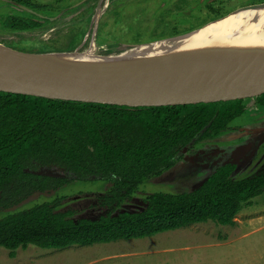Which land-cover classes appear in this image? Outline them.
Masks as SVG:
<instances>
[{"label":"trees","instance_id":"1","mask_svg":"<svg viewBox=\"0 0 264 264\" xmlns=\"http://www.w3.org/2000/svg\"><path fill=\"white\" fill-rule=\"evenodd\" d=\"M5 2L17 10L6 16L12 31L37 30L60 15L41 0ZM256 104L264 106V93ZM246 109L244 98L130 106L0 91V211L35 193L90 178L108 181L102 204L119 207L147 179L173 168L185 147L228 131ZM42 169L72 178L37 173ZM235 169L226 163L192 191L154 192L141 210L108 212L98 219L73 218L72 211L59 209L60 199L8 212L0 217V247L15 257L17 249L31 244L63 249L207 221L235 225L245 204L264 193V171L235 179Z\"/></svg>","mask_w":264,"mask_h":264},{"label":"rangeland","instance_id":"2","mask_svg":"<svg viewBox=\"0 0 264 264\" xmlns=\"http://www.w3.org/2000/svg\"><path fill=\"white\" fill-rule=\"evenodd\" d=\"M5 1L0 0V46L25 52L79 54L94 43L95 58L183 35L242 7L264 3L263 0H41L58 8L60 15L40 29L12 31L7 28L12 20L6 16L17 10ZM101 10L103 14L96 23ZM246 105L245 114L235 119L228 131L185 147L173 168L147 179L132 199L119 207L102 204L100 197L109 190L108 181L77 179L57 190L35 193L1 210L0 217L60 199L59 209L72 211L73 218L98 219L108 212L141 210L146 206L147 196L154 192L192 191L226 163L236 165L235 179L253 176L264 166V106L256 104V97L246 98ZM242 129L250 132L244 134ZM37 172L72 178L71 174L49 169ZM0 264H264V193L245 204L235 225L207 221L144 238L63 249L31 244L17 249L15 257L1 246Z\"/></svg>","mask_w":264,"mask_h":264},{"label":"water","instance_id":"3","mask_svg":"<svg viewBox=\"0 0 264 264\" xmlns=\"http://www.w3.org/2000/svg\"><path fill=\"white\" fill-rule=\"evenodd\" d=\"M263 14L264 3L245 6L166 41L190 37L233 19L256 20ZM127 52L82 61L55 54L63 52H25L0 46V91L130 106L246 99L264 93V54Z\"/></svg>","mask_w":264,"mask_h":264},{"label":"bare ground","instance_id":"4","mask_svg":"<svg viewBox=\"0 0 264 264\" xmlns=\"http://www.w3.org/2000/svg\"><path fill=\"white\" fill-rule=\"evenodd\" d=\"M102 14L103 10L95 18L96 23H98V19ZM186 51L200 53H256L262 55L264 54V14L256 20L245 17L215 24L186 38L181 37L176 40L150 42L130 49L127 53L128 55H142L181 53ZM55 54L67 58L76 56L82 61H92L95 58V45L92 43L80 54L69 52Z\"/></svg>","mask_w":264,"mask_h":264},{"label":"flooded vegetation","instance_id":"5","mask_svg":"<svg viewBox=\"0 0 264 264\" xmlns=\"http://www.w3.org/2000/svg\"><path fill=\"white\" fill-rule=\"evenodd\" d=\"M261 2H264V0L261 1ZM225 15H227V14H225ZM225 15H224V16H225ZM244 114H245V113H244ZM244 114H243V115H244ZM262 116H263V115H262ZM262 116L260 117V119L262 118ZM236 128H239V127H236ZM242 131H243L244 134H247V133L250 132V131H248V130H245V131H244V129H242ZM236 158H237V157H236ZM236 158H235V159H236ZM230 163H231V162H230ZM232 164H234V163H232ZM234 165H235V164H234ZM235 168H236V165H235ZM235 170H236V169H235ZM263 171H264V166L261 168V170H260L259 172L255 173V174H259L260 172H263ZM255 174H253V175H255Z\"/></svg>","mask_w":264,"mask_h":264}]
</instances>
